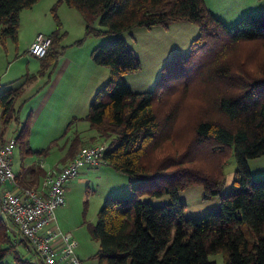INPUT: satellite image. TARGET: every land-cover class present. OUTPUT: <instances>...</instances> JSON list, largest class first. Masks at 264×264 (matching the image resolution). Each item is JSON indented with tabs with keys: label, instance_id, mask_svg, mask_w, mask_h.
I'll return each mask as SVG.
<instances>
[{
	"label": "trees",
	"instance_id": "obj_1",
	"mask_svg": "<svg viewBox=\"0 0 264 264\" xmlns=\"http://www.w3.org/2000/svg\"><path fill=\"white\" fill-rule=\"evenodd\" d=\"M38 1L0 0L2 39L18 40L21 11ZM60 1L82 14L87 36H117L93 51L94 60L110 69V77L95 93L86 118L98 135H115L108 142L103 163L138 178V184L132 196L105 199L97 222L90 225L92 237L99 242L95 253L99 264H218L209 259L218 252L225 254V264H264V179L252 178L248 162L264 154V69L258 64L251 67L237 48L243 42L264 41V15L249 14L227 25L205 0ZM57 20L52 44L41 58L40 75L50 74L65 48L59 46L61 22ZM179 21L197 25L199 34L189 53L176 55L171 64L180 59L181 69L197 67V76L190 80L193 74L188 71L181 76L187 81L172 88L163 74L154 89L132 90L123 77L139 71L141 61L121 34L139 27L168 29ZM195 80L199 82L193 87ZM213 84L208 110L215 111L219 120L206 114V98L200 96L210 95ZM22 93L23 89L12 88L0 92L5 123L15 118L16 100ZM185 114L192 120L186 123ZM30 119L31 114L16 136L25 152L32 151L30 146L24 149ZM181 130L186 132L183 137ZM206 142L217 153L229 149L236 159L232 186L223 194L225 162L215 159L207 166L199 165L197 150ZM152 182L157 185L153 194H170L169 203L156 205L140 198L142 185ZM192 186H202L205 198L220 195L221 206L201 216L185 217L180 193ZM14 240L0 214V264H7L8 255L17 252ZM18 259L19 264H32L26 257Z\"/></svg>",
	"mask_w": 264,
	"mask_h": 264
},
{
	"label": "rangeland",
	"instance_id": "obj_2",
	"mask_svg": "<svg viewBox=\"0 0 264 264\" xmlns=\"http://www.w3.org/2000/svg\"><path fill=\"white\" fill-rule=\"evenodd\" d=\"M205 3L209 9L213 10L218 16L222 15L225 20L230 22V25H233L237 21L233 22L231 20L233 18L236 19V16L242 15L239 19L249 14L260 16L258 13L259 7L264 5V0H205ZM251 8L256 11H252ZM56 16L61 22V26L57 33L58 36H62L59 41V46L64 47V45L69 42L81 39H83L81 44H78L76 41L73 45H85L87 43L86 39L89 37L87 46L91 48L93 46L91 45L92 41L96 43L99 40L103 43L105 41H112L117 37L113 33L87 36L86 23L82 14L76 8L60 0H39L32 7L23 9L20 15L17 41L12 38L2 39L0 26V92L9 88L13 90L23 89L22 95L16 100L18 111L14 119L5 123L1 118L0 109L1 137L4 138L5 141L12 137L16 138L19 129L24 124L27 117H29V114H31L30 127L27 135L29 145L25 143L24 149L30 146L32 151H23L20 141H16L13 163L14 170L20 168L23 162L35 165L39 161H43L46 163L47 167H53L57 164L62 152L65 153L69 151L72 153L79 148L82 142L84 146L90 145L91 143L89 144L83 140H91V132L93 130L97 132L96 129L92 128L86 115L82 117L72 116L68 119L67 123L64 124V117L68 114L66 111L57 114L58 112L55 110L52 113V117L48 116L46 119H42L39 122L35 121V112L31 110L28 104L30 102L29 99L33 97L48 80L44 76L40 77V75H37L38 69L41 68L42 60L30 53L29 44L31 41H35L39 34L45 36L52 35L53 31L58 27ZM186 23V21L173 22L168 29L157 26L162 29V34L153 28L148 29L146 27L135 28L132 31L121 34L130 46H134L141 61V69L139 71L127 73L123 77L132 90L149 91L154 89L163 74L171 80L170 85L172 88H178L187 81V79L184 80L185 77L181 76L188 71L189 74H193L190 76V80L193 76H197V67L186 66L188 70L186 68L181 69L183 64L182 61L179 63L180 59H178L176 63L171 64L176 55H181L175 53L176 55L171 57L170 55L173 49L182 48L186 41L191 44L192 40L199 34L198 26L190 22L187 23L190 25V28H181V26ZM96 26L99 27V23H97ZM188 48V52L182 53V55H187L189 53L190 47ZM237 48L238 53L243 55L242 57L247 63L251 64V67L253 64H258L264 69V41L243 42L239 44ZM218 51L211 53L208 57L212 59L214 54ZM206 56L207 54H205L203 58ZM191 62L195 61L193 60ZM103 67L107 68V66L104 65ZM165 67H167V69L163 70ZM255 68L258 70L257 67ZM256 69L255 71H257ZM257 75H260V73L258 72ZM198 82L199 80H195L191 85L194 87ZM215 87L216 85L213 84L211 90L208 92V94H210L208 96H203L199 93L198 95L206 98V114L219 120L220 116H217L215 111L208 110L209 100L212 99L215 93ZM189 113L190 112H187V114ZM185 120L187 123L192 120V117L186 116L185 114ZM33 127H38V133H32ZM185 134L186 132H182L181 130V137ZM114 137V134L107 137L99 135L96 139L92 140V142H95L94 144L106 143L108 145V142ZM50 138L51 140H49ZM102 139L104 141H101ZM66 146L67 149L64 150ZM197 157L200 159L199 165L203 167L209 165V163L215 159H220L221 162H225V179L220 186V193L223 194L227 192L232 186L234 173L237 167L236 159L235 156L232 155V152L226 149L222 153H217L212 149L211 144L206 142L198 148ZM69 161L70 159L62 166ZM248 162L252 172V178L254 180L264 179V154L256 158H251ZM104 167L105 166L102 168L101 166V170L98 169L99 166L87 167V175L85 177L78 178L80 175L79 173L73 178V180L75 179L74 181L77 182L76 185H78V187L71 191L73 196L72 204H74V207L70 219L72 222H77L79 225L84 226V232L89 239H91L90 241L95 248L92 254L97 252L99 242L92 237L90 225L97 222L99 211L104 200L112 196H132L134 188L138 184V178H131L126 173L115 170L112 166ZM154 185H156L154 182L143 184L139 191L140 198L142 200L151 201L156 205L169 203L171 201L170 194H163L161 196L153 194V191L157 189V185L153 188ZM205 195L206 191L202 186H192L181 191L180 197L184 199L183 202L185 203V217L201 216L221 206L220 195H211L209 198H205ZM7 223L9 224L12 234L14 233L15 235L14 245L16 246L17 252H12L8 255V262L6 261V263L17 264L18 258L26 257L32 264H40L27 241L14 230L13 225L9 221H7ZM73 235L76 237L75 234ZM76 239L78 240L77 237ZM209 259L215 260L218 264H225L226 262L223 252L211 253ZM83 261L85 264H99L98 259L95 257V253L91 258L83 259Z\"/></svg>",
	"mask_w": 264,
	"mask_h": 264
},
{
	"label": "built area",
	"instance_id": "obj_3",
	"mask_svg": "<svg viewBox=\"0 0 264 264\" xmlns=\"http://www.w3.org/2000/svg\"><path fill=\"white\" fill-rule=\"evenodd\" d=\"M52 38L39 34L30 53L43 58ZM106 143L83 146L59 171L48 170L38 188L23 186L14 170L16 138L0 141V214L27 241L40 264H85L78 240L57 225V209L66 203V185L87 167L104 161ZM17 238V237H16Z\"/></svg>",
	"mask_w": 264,
	"mask_h": 264
},
{
	"label": "crops",
	"instance_id": "obj_4",
	"mask_svg": "<svg viewBox=\"0 0 264 264\" xmlns=\"http://www.w3.org/2000/svg\"><path fill=\"white\" fill-rule=\"evenodd\" d=\"M251 10L256 11L252 8ZM211 11L223 22L230 25V22L225 20L222 15V17L218 16V14H216L213 10ZM258 13L260 15L264 14V5L259 7ZM241 16H236V19L233 18L231 21L235 22ZM187 23L181 26V28H190V25H188ZM153 29L160 32L161 34L163 33L160 27H154ZM86 40L87 43L85 45H73V43L77 40L64 45L65 48L62 54L59 56L50 74L49 71H47L48 73H46L45 75H40L38 74V69L37 75H40V77L44 76L48 80L46 84L38 92H36L33 97L29 99L30 102L28 104L31 107V110L34 111L36 115L35 121L39 122L42 119H46V117L48 116L52 117V113L55 110H57V114H60L62 111L68 112V114H66L64 117V124H66L68 119H70L72 116L82 117L88 114L90 103L95 93L108 81L110 77V69H108V67H103V65L97 63L94 60L93 51L101 42L99 40L96 43L92 41L91 45L93 46L89 48L87 46L89 37H87ZM33 42L34 41H31L29 46H31ZM189 43L190 42L186 41L182 48L173 49L170 56L172 57L176 54L182 55V53H187L189 50L188 47H190ZM132 47L134 48V46ZM32 133H38V127H33ZM98 136V132L93 130L90 136L91 140L83 141L92 144L95 143L92 142V140L96 139ZM49 140H51V138ZM0 141L5 142V139L1 137V134ZM65 149H67V146L64 148V150ZM70 157L71 154L69 151H66L65 153L62 152L57 161V164L53 167H47L46 163L43 161H39L35 165H33L32 163L26 164L25 162H23L21 163L20 168L15 170L18 182L23 186L38 188L41 185V181L46 171H59L62 165L66 163V161L71 159ZM98 166V169L101 170L103 166L107 167L111 165L102 163ZM86 169L87 168L82 170L78 178H83L87 175ZM74 180H71L66 185V203L57 209L56 223L60 228L70 231L76 235V237L78 238V247L76 250L77 254L81 259H88L91 258L94 253H96L94 252L92 254V252L95 250L94 245H92V242L90 241L91 239H89V237L85 234L84 226L79 225L77 222H72L70 219V216L73 214L74 207V204H72L73 196L71 194V191L74 188L78 187V185H76L77 182ZM182 200L184 201V199Z\"/></svg>",
	"mask_w": 264,
	"mask_h": 264
}]
</instances>
